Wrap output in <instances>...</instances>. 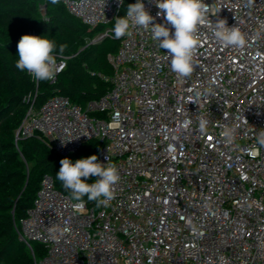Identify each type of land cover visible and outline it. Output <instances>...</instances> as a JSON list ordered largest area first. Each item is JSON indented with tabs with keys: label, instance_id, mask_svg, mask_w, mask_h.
I'll return each mask as SVG.
<instances>
[{
	"label": "built area",
	"instance_id": "2783aa9c",
	"mask_svg": "<svg viewBox=\"0 0 264 264\" xmlns=\"http://www.w3.org/2000/svg\"><path fill=\"white\" fill-rule=\"evenodd\" d=\"M59 2L91 29L122 9L119 0ZM143 2L153 23L174 32L156 0ZM204 2L221 9L213 23L226 19L244 33L243 49L223 47L201 27L193 73L181 80L150 29L136 28L109 55L114 73L102 99L85 109L60 95L40 109L32 100L16 141L36 137L69 157L96 139L105 144L99 162L108 157L120 175L108 207L85 202L80 211L43 176L17 226L34 264H264V0ZM56 59L63 69L51 83L69 60ZM226 125L236 128L231 144L221 136ZM53 225L68 228L59 242L49 238Z\"/></svg>",
	"mask_w": 264,
	"mask_h": 264
},
{
	"label": "trees",
	"instance_id": "16d2710c",
	"mask_svg": "<svg viewBox=\"0 0 264 264\" xmlns=\"http://www.w3.org/2000/svg\"><path fill=\"white\" fill-rule=\"evenodd\" d=\"M134 3L136 0H124L119 17H124L127 6ZM114 24L91 29L60 2L53 5L50 0H0V264H34L33 253L20 240L17 226L32 207L45 174H51L57 189L70 196L56 178L60 160L66 157L36 137L16 141V131L34 99L37 109L56 95L85 109L90 102L107 95L111 83L106 78L114 73L109 55L118 53L122 44V38H113ZM108 29L109 36L91 43ZM23 35H47L56 42V58H69L55 83L41 81L37 85L26 71L15 67L17 44ZM61 44L67 45L63 53L59 52ZM26 96L30 97L27 102ZM104 145L91 140L67 158L74 163L97 155L99 162ZM95 179L90 177L86 182L91 184ZM84 199L90 207L100 208L88 202L87 195ZM45 253L41 245H34L37 258Z\"/></svg>",
	"mask_w": 264,
	"mask_h": 264
},
{
	"label": "clouds",
	"instance_id": "9594fccd",
	"mask_svg": "<svg viewBox=\"0 0 264 264\" xmlns=\"http://www.w3.org/2000/svg\"><path fill=\"white\" fill-rule=\"evenodd\" d=\"M50 2L55 5L59 0ZM123 2L124 0H119L121 6ZM155 6L161 10L157 12V16H163L174 32L165 24L153 23L155 17L146 10L143 0H136V3L127 6L124 17L115 18L113 38L120 39L131 35V30L136 28L150 29L152 38L158 41L159 48L167 50L171 70L178 79L183 80L193 73V58L200 44L201 27L210 28L214 39L225 48L243 49L246 45L245 35L237 26H228L226 19L212 22L210 14L216 16L221 9H214L213 4L208 5L204 0H156ZM56 47V42L47 35H23L17 44L18 60L15 67L26 71L37 85L41 81L54 82L57 74L63 69V65H58L54 55ZM66 48V44L59 45V52L63 53ZM24 99L27 102L30 97L26 96ZM187 123L189 122H186V125ZM207 123L205 119L200 120L201 132H206ZM235 133V127L226 125L221 136L226 143L231 144ZM258 144L264 147V132L260 133ZM106 159L107 164L98 162L97 155L77 159L74 163L67 157L60 160L61 167L56 173V178L76 202L73 204L75 210L80 211L85 207V195L88 202H95L96 207L105 208L115 198V186L120 181V175L117 166L110 163L108 157ZM90 177L96 178L91 184L86 182ZM67 231V227L53 225L49 229V238L53 242H59Z\"/></svg>",
	"mask_w": 264,
	"mask_h": 264
},
{
	"label": "water",
	"instance_id": "95a60500",
	"mask_svg": "<svg viewBox=\"0 0 264 264\" xmlns=\"http://www.w3.org/2000/svg\"><path fill=\"white\" fill-rule=\"evenodd\" d=\"M44 12H45V10H44ZM104 38H106V37L105 36L104 37H101L96 42H99V41L103 40Z\"/></svg>",
	"mask_w": 264,
	"mask_h": 264
}]
</instances>
